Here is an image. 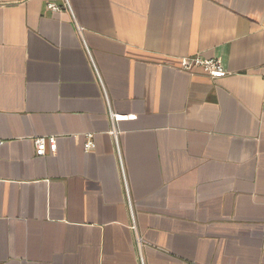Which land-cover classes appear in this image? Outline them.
<instances>
[{
	"label": "crops",
	"instance_id": "0c3cea01",
	"mask_svg": "<svg viewBox=\"0 0 264 264\" xmlns=\"http://www.w3.org/2000/svg\"><path fill=\"white\" fill-rule=\"evenodd\" d=\"M50 1L0 0V264H264V0Z\"/></svg>",
	"mask_w": 264,
	"mask_h": 264
},
{
	"label": "built area",
	"instance_id": "2783aa9c",
	"mask_svg": "<svg viewBox=\"0 0 264 264\" xmlns=\"http://www.w3.org/2000/svg\"><path fill=\"white\" fill-rule=\"evenodd\" d=\"M66 7L70 8L69 3L66 2ZM48 8L52 10H59L60 7L55 4L52 0L48 3ZM180 67L185 71H190L195 68H199L203 74L211 78H219L224 77L228 74V71L225 70L223 67L222 61L217 57L206 58L201 54H195L189 57H181L180 58ZM109 111V118H110V132L115 136L116 135V123L121 120H127L129 118V114H114L110 109ZM87 141L85 142V151H89L94 148L95 144L90 139L91 135H87ZM33 144L36 146L38 152H43L46 150L47 146L51 152H55L57 145H56V138L54 136H39L33 140Z\"/></svg>",
	"mask_w": 264,
	"mask_h": 264
}]
</instances>
